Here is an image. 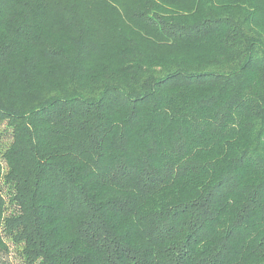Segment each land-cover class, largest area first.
Wrapping results in <instances>:
<instances>
[{"label":"trees","instance_id":"1","mask_svg":"<svg viewBox=\"0 0 264 264\" xmlns=\"http://www.w3.org/2000/svg\"><path fill=\"white\" fill-rule=\"evenodd\" d=\"M8 243L18 264H264V0H0Z\"/></svg>","mask_w":264,"mask_h":264},{"label":"rangeland","instance_id":"2","mask_svg":"<svg viewBox=\"0 0 264 264\" xmlns=\"http://www.w3.org/2000/svg\"><path fill=\"white\" fill-rule=\"evenodd\" d=\"M8 244H9V251H8L7 255L1 254L0 256L4 259H7L9 264H18L17 256L15 254L13 246L10 243H8ZM1 257H0V259H2Z\"/></svg>","mask_w":264,"mask_h":264}]
</instances>
